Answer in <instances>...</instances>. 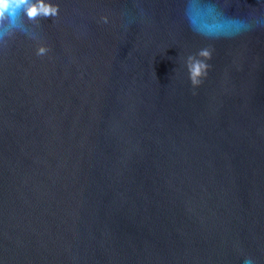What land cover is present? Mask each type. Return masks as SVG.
<instances>
[{
    "label": "water",
    "instance_id": "water-1",
    "mask_svg": "<svg viewBox=\"0 0 264 264\" xmlns=\"http://www.w3.org/2000/svg\"><path fill=\"white\" fill-rule=\"evenodd\" d=\"M44 3L0 38V264H264V0Z\"/></svg>",
    "mask_w": 264,
    "mask_h": 264
},
{
    "label": "clouds",
    "instance_id": "clouds-1",
    "mask_svg": "<svg viewBox=\"0 0 264 264\" xmlns=\"http://www.w3.org/2000/svg\"><path fill=\"white\" fill-rule=\"evenodd\" d=\"M27 6V7H25ZM26 13V16L30 20L36 19L38 16L54 17L59 13L58 6H53L51 4H45L44 0H38L36 3H29V0H0V28L3 32H0V38L7 37L17 30L16 21L19 20V14L21 11ZM107 22V17L103 18ZM5 21L8 24H5ZM48 51L45 47H40L38 50V55H43ZM198 56L206 57V60L212 59V52L208 50H202L198 53ZM196 57V56H195ZM193 59L192 56L189 57V61ZM204 69L202 72L201 69ZM209 65L205 62H200L197 59L195 67H189L190 80L193 86H199L201 84L202 78L207 74ZM197 77H201L197 79Z\"/></svg>",
    "mask_w": 264,
    "mask_h": 264
}]
</instances>
